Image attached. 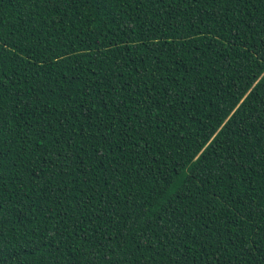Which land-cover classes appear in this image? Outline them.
<instances>
[{
  "label": "snow or ice",
  "instance_id": "1",
  "mask_svg": "<svg viewBox=\"0 0 264 264\" xmlns=\"http://www.w3.org/2000/svg\"><path fill=\"white\" fill-rule=\"evenodd\" d=\"M18 4L40 7L45 14L51 10L55 19L44 15L43 28L37 24L17 37L6 35L0 23V68L15 60L23 69L0 79V260L24 254L21 258L27 264H247L249 259L264 264V187L256 193L249 185L243 196L237 193L238 203L230 199V191L213 188L211 199L181 200L183 207L165 206L154 219L150 214L141 220L147 198L138 202L117 195L121 173L130 171L112 151L126 146L120 155L127 153L131 169L137 137L143 138L152 127L156 112L170 107L167 97L174 92L165 83L167 74L161 66L167 60L160 52L180 57L181 49L199 60L182 39L186 26L205 30L213 51L221 39L232 44L243 39L245 28L259 27L264 35V0H18ZM93 8L103 9L113 23L105 25L101 18L85 35L95 31L103 36L100 29L106 27L110 38L105 43L112 47L101 51L100 41H95L100 58L92 60L99 70L91 80L84 77L83 87H72L71 80L65 87L50 71L55 68L52 57L61 59L55 45L65 35L78 34ZM136 48L144 50L139 64L127 59L134 54L127 49ZM145 56H155L159 63L149 66L143 62ZM129 63L136 65L135 73ZM69 90L89 97L80 102L76 133L71 130L76 112L65 110L70 106L65 102L72 99ZM101 101L102 107H97ZM84 125L87 131L81 132ZM76 135L81 139L75 140ZM260 142L264 148V137ZM228 158L231 167L222 159L217 165L220 172L227 168L231 175L235 169L249 181L255 173L264 184V150L257 154L245 147ZM86 159L109 163L97 174L95 164ZM113 160L116 164H111ZM77 161L83 176L77 175ZM12 211L18 219H8Z\"/></svg>",
  "mask_w": 264,
  "mask_h": 264
},
{
  "label": "trees",
  "instance_id": "2",
  "mask_svg": "<svg viewBox=\"0 0 264 264\" xmlns=\"http://www.w3.org/2000/svg\"><path fill=\"white\" fill-rule=\"evenodd\" d=\"M261 11L258 6L256 12ZM44 15L55 19L53 11L49 10L45 14L42 8L21 6L18 0H3L0 4V23L5 27V34H11L13 37L22 36L24 30L40 24ZM101 18L105 25L113 23L103 9L93 8L84 16L87 24L81 26L78 34H71L70 29L66 27L65 31L70 35H65L63 41L55 45V51L61 59L52 57L55 68L50 71L65 87L69 80L72 87H83L86 83L84 77L87 76L91 80L93 73L99 70L100 66L92 60V57L97 60L100 58L94 51L97 46L95 41H100L101 51L112 47L105 43V39L110 38L106 27L100 29L104 33L103 36L97 35L95 31L85 35ZM65 20L67 21V17ZM120 20L123 24L124 18L121 17ZM76 23L80 24V21L77 20ZM40 27L43 28V25L40 24ZM194 28L195 25L186 26L182 39L188 48L199 55V60L185 55L181 49L177 51L183 59L166 56L163 51L160 52V57L167 60L166 66H161V71L167 74L165 83L168 85V91L174 92V96L167 97L170 107L155 113V118L151 121L152 127L144 133L143 138L137 137L139 148L135 159L131 161V169L128 167V159L125 158L127 153L120 155L121 149L126 146L121 145V149L112 148L125 171H130V175L121 173L117 195L121 200L127 198L138 202L147 198L141 220L150 214L154 219V213L165 206L180 204L183 207L181 200L192 203L193 197L211 199L209 193L213 188L226 194L230 191V199H236L237 193L243 196L249 185L256 193L264 187L255 173L249 181L242 172L238 173L235 169H232L231 175L227 168L223 172L217 169L222 159L230 168L229 154L237 149L243 151L245 147L251 148L257 154L264 150L260 142V138L264 137V46L261 44L264 35L260 33L259 27L245 28L242 31L243 39H237L235 44L221 39L217 41L220 46H215L213 51L209 48L211 41L204 35L205 30L196 32L193 31ZM118 42L124 44L123 39ZM132 43V40L128 41V44ZM127 51L134 53L133 56L127 57L129 61L135 59L137 64L141 63L140 56L144 52L142 48ZM32 62L29 55V69ZM143 62L149 66L159 63L155 56L151 59L145 56ZM13 64H16L15 60L5 62L3 68H0V79L7 80L9 74L23 71L19 64H16V67H13ZM129 67L135 73L136 65L129 63ZM117 87L121 88L123 84L117 83ZM67 94L72 99L65 102L70 105L65 110L68 113L76 112L71 129L76 133L80 131L77 119L81 116L83 107L80 102L82 99L87 101L89 97L83 93H72L70 90ZM103 103L101 101V104L96 106L102 107ZM161 103L164 101L161 100ZM112 112H115L114 108ZM83 131H87V125L81 129V132ZM79 139L80 135H76L75 140ZM104 147L107 149L108 145ZM85 163H94L95 171L99 174L109 162L99 159L92 162L86 159ZM111 164H116V160L111 161ZM78 165L79 161L74 165L77 175L83 176L84 173ZM229 182L231 188L228 186ZM108 191H111V187ZM259 198L257 196L258 201ZM236 202L238 203V199ZM199 203L203 204L204 199H199ZM18 218L15 211H12L8 219ZM9 250L11 251V248ZM23 255L21 254V257ZM21 257L7 256L6 259L0 260V264H27ZM247 264H256V261L249 259Z\"/></svg>",
  "mask_w": 264,
  "mask_h": 264
}]
</instances>
